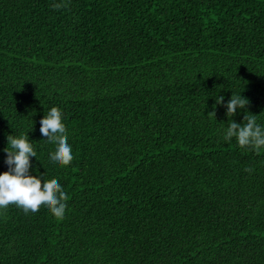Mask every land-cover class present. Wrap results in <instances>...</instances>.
Instances as JSON below:
<instances>
[{"label":"trees","instance_id":"obj_1","mask_svg":"<svg viewBox=\"0 0 264 264\" xmlns=\"http://www.w3.org/2000/svg\"><path fill=\"white\" fill-rule=\"evenodd\" d=\"M232 95L264 127V0H0V174L28 136L68 197L0 210V264H264V150L223 139Z\"/></svg>","mask_w":264,"mask_h":264},{"label":"clouds","instance_id":"obj_2","mask_svg":"<svg viewBox=\"0 0 264 264\" xmlns=\"http://www.w3.org/2000/svg\"><path fill=\"white\" fill-rule=\"evenodd\" d=\"M59 8L60 5H54ZM224 97L219 96L216 104H223ZM249 101L241 95H232L229 102L224 105L226 116L229 119L226 130L223 133L225 142H231L233 138L242 149H250L255 152L264 150V127L256 121V115L244 113L243 123L238 124L231 118L237 109H245ZM209 116L215 118V105ZM62 121V113L52 107L47 116L41 119L40 132L47 142L54 144L55 151L49 153V160L60 166H68L73 160L72 148L68 144V135ZM8 146L5 164L8 171L0 174V210L7 209L9 205H15L25 214H35L42 205L47 206L49 212L57 219H62L67 208L68 199L66 192L56 179L42 182V176L30 174V158L36 157L28 136L8 135ZM245 171L251 172L248 168Z\"/></svg>","mask_w":264,"mask_h":264}]
</instances>
